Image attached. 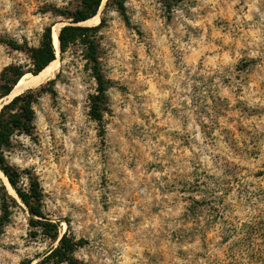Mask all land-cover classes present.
<instances>
[{
  "label": "rangeland",
  "instance_id": "rangeland-1",
  "mask_svg": "<svg viewBox=\"0 0 264 264\" xmlns=\"http://www.w3.org/2000/svg\"><path fill=\"white\" fill-rule=\"evenodd\" d=\"M124 5L122 16L102 0L98 22L86 23L104 18L102 121L89 115L97 84L82 47L58 49L54 69L20 91L44 87L33 135H15L7 161L38 178L45 215L81 240L75 257L82 264H264L258 231L253 247H228L220 222L208 226L203 214L194 225L185 215L190 197L201 198L192 190L196 175H213L231 184L221 208L232 223L264 229V0ZM72 6L0 0V73L10 64L31 67L8 41L38 46L45 26L66 23L52 9ZM2 186L15 202L8 200L0 224V264L35 263L57 241L30 226L1 174L0 214ZM198 226L206 228V244Z\"/></svg>",
  "mask_w": 264,
  "mask_h": 264
},
{
  "label": "trees",
  "instance_id": "trees-1",
  "mask_svg": "<svg viewBox=\"0 0 264 264\" xmlns=\"http://www.w3.org/2000/svg\"><path fill=\"white\" fill-rule=\"evenodd\" d=\"M73 2V6L68 9H52L55 15L61 16L66 23L59 28L57 39L59 53L63 55L76 45L82 47L83 59L89 65L93 77L96 81V92L89 96V115L97 122H101L105 110V92L107 81L104 78L98 60L99 31L104 24L101 17L96 25H81L83 21L95 16L101 5L102 0H68ZM125 0H107L115 9L125 16ZM53 30V29H52ZM8 45L16 50H24L30 59L31 67L26 71L20 66L10 64L0 73V98L9 95L14 85L26 73L30 72L37 75L51 61L56 58V49L53 45L51 26H45L41 41L36 47H26L23 49L12 41ZM53 79L47 84H52ZM44 87L38 89H27L9 100L1 103L0 108V172L6 177L10 187L17 198L25 206L29 215L30 226L37 228L42 235L52 241H57L55 246L44 252L37 262L30 261L22 264H82L76 257L75 252L82 246L81 240H76L67 231L60 233L57 222L49 219L43 211V193L38 178L30 171L18 168L9 164L6 159V152L11 147L12 139L15 135L24 134L32 136L34 131V105L37 103ZM195 185L192 188L199 192L200 199L190 197V202L186 207L185 215L191 219L194 225H201L203 214L209 215L206 219L207 225H220L221 242L230 240L232 243L228 247H253L252 235L258 231L264 238L262 226L257 228L255 225L244 223L237 226L232 223L231 217L223 212L225 205V194L230 191L231 184L223 178H215L213 175H196ZM1 196L0 224L7 222L8 200L15 202L14 198L7 193L4 186ZM222 207V208H221ZM196 232L200 234L204 244L207 243V231L205 227H196Z\"/></svg>",
  "mask_w": 264,
  "mask_h": 264
},
{
  "label": "bare ground",
  "instance_id": "bare-ground-1",
  "mask_svg": "<svg viewBox=\"0 0 264 264\" xmlns=\"http://www.w3.org/2000/svg\"><path fill=\"white\" fill-rule=\"evenodd\" d=\"M98 20V17L97 16H93L92 18H89V19H87L86 21H83L82 23H80V24H84V25H86V23L87 22H91V21H97ZM98 22V21H97ZM92 23V22H91ZM92 24H94V23H92ZM91 25V24H90ZM61 28V27H60ZM58 30H59V28H57V27H55V28H53V30H52V38H53V44H54V47H55V49L56 50H58V39H57V35H58ZM58 60V59H57ZM56 63V60H53V61H51L42 71H40L37 75H32V77H33V79L34 80H32L31 82H26L25 80H24V77L26 76V75H24V76H22L19 80H18V82L14 85V87H13V89H12V91L10 92V94L8 95V97L9 98H11L12 96L14 97V95H16V94H18V93H20V91L23 89V88H25V87H27L29 84H33V83H36V82H39V81H41L44 77H46L49 73H50V71L52 70V69H54V64ZM53 72V71H52ZM27 75H29V74H27ZM51 76V75H50ZM49 77V76H48ZM30 78V77H29ZM37 84V83H36ZM34 87V86H33ZM22 93V92H21ZM1 103V102H0ZM1 108V107H0ZM0 174L2 175V177H3V179H4V181H5V184H7L8 186H10L9 185V183H8V181H7V179H6V177L2 174V172H0ZM13 191V190H12Z\"/></svg>",
  "mask_w": 264,
  "mask_h": 264
},
{
  "label": "water",
  "instance_id": "water-1",
  "mask_svg": "<svg viewBox=\"0 0 264 264\" xmlns=\"http://www.w3.org/2000/svg\"><path fill=\"white\" fill-rule=\"evenodd\" d=\"M59 31V30H58ZM54 45V44H53ZM58 49H59V46H58ZM15 96V95H14ZM1 107V106H0Z\"/></svg>",
  "mask_w": 264,
  "mask_h": 264
}]
</instances>
